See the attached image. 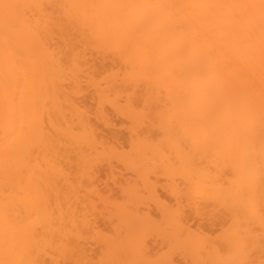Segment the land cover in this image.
Instances as JSON below:
<instances>
[{
  "label": "bare ground",
  "instance_id": "6f19581e",
  "mask_svg": "<svg viewBox=\"0 0 264 264\" xmlns=\"http://www.w3.org/2000/svg\"><path fill=\"white\" fill-rule=\"evenodd\" d=\"M86 48L93 50H88L92 57L97 52L98 58L107 55L113 61L97 62L96 76L86 75L101 105L96 103L100 106L99 110L96 105V115L107 127L112 121L104 110L110 104L117 116L121 113L136 124L132 128L143 124L145 111L138 114L139 108L134 109L130 90L134 94L140 87L157 92L163 88L164 95L171 96L172 109L166 96L168 105L163 103L155 120L159 118L161 133L169 126L168 139L177 135L174 125L181 126V140L177 136L168 140L163 133L169 147L176 148L175 163L183 164L179 166L185 171L199 159L211 167L205 169L201 162L198 168L197 161L198 170L193 166L192 174L184 177L188 188L174 186L170 192L178 199L191 197L193 208L204 215L206 211L200 210H210L213 220L218 219L217 212L223 213L220 208L227 209L222 220L232 215L234 224L230 220L231 228L224 227L222 237L214 241L195 233L180 210L164 206L156 187L146 185L145 166L141 169L145 177L138 174L142 181L121 182L117 191L108 189L107 196L97 189L80 194V188L95 183V173L75 180L63 172L59 161L64 163L62 154L71 152L69 146L86 165L106 161L112 169V159L128 161L126 153L100 140L91 114L75 99L83 92L82 74L91 69L84 72ZM97 76L104 86L96 82ZM126 91L129 100L124 104L131 102L124 107L119 97ZM109 92L115 95L111 99ZM176 99L180 100L175 103ZM106 101L110 104L103 108ZM146 127L144 133L152 128ZM144 135L145 141L131 139L137 141H132V153L140 157L134 159L142 158L140 164L158 158L166 143L163 140L161 147ZM176 140L189 149L173 146ZM226 171L232 173L230 179ZM137 180L151 190L160 219L151 209L140 210L147 202L145 187ZM120 194L128 197L123 203L115 201ZM62 201L71 214L60 210ZM263 201L264 0H0V264H61L64 255L76 260L78 254L88 253L85 235L98 243L104 264H154L151 253L156 245L145 241L152 233L188 251L195 264H254L250 255L259 244L255 240L264 234L258 224H262L258 205L263 209ZM98 208L104 213L96 212ZM112 208L122 224L116 225L113 236L104 234L95 220L98 214L110 219ZM253 221L258 231L248 227ZM214 222L211 225H218ZM165 263L175 264L166 257L156 264Z\"/></svg>",
  "mask_w": 264,
  "mask_h": 264
},
{
  "label": "rangeland",
  "instance_id": "374dc122",
  "mask_svg": "<svg viewBox=\"0 0 264 264\" xmlns=\"http://www.w3.org/2000/svg\"><path fill=\"white\" fill-rule=\"evenodd\" d=\"M83 48H80V50H82ZM88 50H91V49H89V48H86L84 51L86 52V63H85V65H84V72L86 73L87 72V68L88 67H90L91 69H88V71H89V73L87 72V74H82V76L84 77H82L81 76V89L83 88V92L81 91V93L78 95L79 97H75V99H77V101L79 102L78 104H79V106H82L83 108H85V110L87 109L88 111H89V115L91 114V123H93L94 125H95V128L96 129H98L96 132L98 133V134H100V138L102 137V139H100V140H103L105 143H106V145L108 146H115V147H117V149L120 151V152H124V153H126V155L128 156V159H127V156H125L124 155V160H128V161H124V162H122L123 160H118L117 158L116 159H112V169H110L106 164H108L106 161H103V162H95V163H93L92 164V162H91V164L90 163H88V165H86V162L84 161V160H82L81 161V156H79V154L77 155V153H76V155L74 154L75 152H77V150H75L74 148H72L73 146H69V148H70V151L72 152L73 151V149H74V153H72L71 154V152H69L68 151V149L66 150V151H68V154L70 153V155H68V154H66V156L64 155V152H63V150L65 149H63L62 150V152H63V156H62V158H60V159H62L61 161H63L64 160V163L63 162H61L60 163V159L58 160L59 161V164H60V167L62 168V170H63V172L64 173H66V175L68 176V178H70V177H72V178H74L75 180H78V179H82V178H84V180L85 179H88V176L87 175H89V174H92V173H95V176H96V181H95V183L94 184H88L86 187H84V189L83 188H80L81 190H80V194H84L85 192H91V191H93V190H95V189H97L98 191H99V193L101 194V195H108L109 193H108V189H111L112 191H117L118 190V186L120 185V183L121 182H128V181H130V182H134L136 179H140V177H138V174L140 175L141 173L140 172H142V174L143 173H145L147 170V173H145V174H147V175H145V174H143V176L145 175L147 178H146V185L147 184H152V185H154L155 187H156V191H157V195H158V200H160V202H162L163 204H164V206H169V207H172V210L173 211H175V210H177V211H181L182 212V217L187 221V223H188V225L190 226V228L195 232V233H198V234H201V235H204L205 237H208V238H211V239H214V241L215 240H217V239H215V238H217L218 237V235L219 234H221V233H223V232H226V231H224L223 230V228L225 227V229L226 230H228V229H230L231 227H229L228 225L230 224V220H232V215H230V217H231V219H229V218H226L225 216H224V218H225V221L224 220H222V215L223 214H226V213H229L228 211H227V209H225V208H220V212L221 211H223V213H219V212H217L216 214L217 215H219V217H218V219H216V220H213L212 218H213V216H214V213L211 215V213H210V210H207V209H205V208H203L202 210H200V212L202 211L203 212V210H205L206 211V215H204L203 213H199V211H196L195 210V208H193V206H194V204H192L193 203V200H191L192 198L190 197V198H187V196H182L180 199H178L177 197L175 198V196H173L172 195V193L170 192V190H171V188L173 187L174 188V186L175 187H180L181 189H186V188H188V179H187V181H186V183L187 184H185V178H186V176H187V174L189 173V172H191L190 174H192V170L194 169V167H195V169L194 170H198V168H202V165L203 166H205V167H203V168H205V169H207L208 167H211V166H208V165H211V163L210 164H208V162L205 160V163L207 162V165L204 163V160H201L200 161V159H199V156L200 155H194V156H196L195 157V159H199V160H196V162L198 161V162H200L199 164L201 165V162H202V165L200 166V167H198L199 166V164L197 165L196 164V162H195V160L193 161V162H195V163H192V164H194V165H192L190 168H191V171L187 168V170H189V171H185V170H183L182 169V167L183 166H181V168H180V166L179 165H183V164H181L180 162H177L176 161V163H175V160H176V156L177 155H175L176 154V148H175V146L174 145H178V144H180L181 145V137H180V135L182 136V138H183V134H180L181 133V126L179 125V123H177V125L178 126H180V129L178 128V127H175L176 125H174V127H173V129H177L176 130V134H175V132H174V135H176L177 136V138L179 137L180 138V140H176V141H179V142H177V144H172L173 146H174V148L172 149L171 148V146L169 147V145H170V143L169 144H167V142H169V141H166V138L168 139V137H167V131H168V127L165 129L166 130V132L164 133L165 135H166V138H164L163 136H165V135H163V133H161L164 129H161V124L159 123V118H157L156 120H155V118L156 117H158V115H157V113L159 114L160 112H161V106L163 105V103H164V105H165V103L167 102V101H169L168 103L171 105L172 103H170L171 102V100H170V97L171 96H169L168 97V94L167 95H164L165 94V92H164V90H163V88L161 89H159L158 90V92L157 91H155V89L156 88H153V87H150V88H152L151 89V91L154 89V91H152V93H151V91H150V89L148 88H145V87H143V89L140 87V93H138L139 91V88L134 92V94H133V92H132V90H130L129 91V93H131L132 95H130L129 96V94L127 93L128 91H126L124 94L122 93L121 95H120V97H119V104H122V106H128V104H129V102H131V100L133 101L132 103H133V105L132 106H134V109H135V107L137 106V108L136 109H138L139 108V110H136L137 111V113L139 114V112L141 113V112H144L143 113V120H144V118H145V120L143 121V124H141L142 123V121H141V123H140V125L137 127H133L132 128V126H134V125H136L135 123H133V121L132 120H130V118H128L127 116L124 118V115H122L121 113H118V116H117V111H116V109L110 104V102H108V101H106V103L105 104H103V108H106V106L108 105V104H110L111 105V107H112V109L111 108H109L110 107V105H108L107 106V108H106V110H104L105 112H106V115H108L107 114V112L109 113V117L111 118V121L112 122H109V123H112V126L110 127H107L108 125L106 124L105 125V123H103L102 122V120L100 121V119L97 117V115H96V112L97 111H99L100 110V102H99V100H98V96H97V94H95L96 92L94 91L95 89L93 88L94 86H92L93 84L91 83L92 82V80H91V78H94V77H91V76H96V69H98V67L97 66H99V64L101 63H106V64H110L109 62L111 61V63L113 62L112 61V59L110 60V61H108L109 59H108V56L107 55H104V56H106V58L104 57V59L105 60H107L106 62H103V61H105L104 59H103V55H100V57H102V58H98V53L97 52H92V53H94L95 54V57H92V55H91V53H90V51H88ZM91 51H93V50H91ZM89 54V55H88ZM94 56V55H93ZM89 58V59H88ZM102 59V60H101ZM100 60H101V62H100ZM99 64H98V63ZM90 63V64H89ZM94 63V64H93ZM113 64V63H112ZM97 65V66H96ZM87 67V68H86ZM97 67V68H96ZM96 70L95 72H94V70ZM86 70V71H85ZM92 72H91V71ZM89 74H91L90 75V77H89V79H87L86 78V75H88L89 76ZM95 79L97 80L96 82L97 83H101V85L102 86H104L105 84H104V82H103V80L99 77L98 78V76L97 77H95ZM100 80H102V81H100ZM91 81V82H90ZM100 81V82H99ZM103 82V83H102ZM92 84V85H91ZM66 86H68V84L66 85ZM70 86H68V88H69ZM155 87V86H154ZM143 91H142V90ZM148 90V91H146L145 92V90ZM157 90V89H156ZM160 91H162V92H160ZM166 91V90H165ZM141 92H144V93H141ZM154 92H157V94H155ZM168 92V91H167ZM166 92V93H167ZM83 93V94H82ZM110 93V92H109ZM108 93V94H109ZM150 94V95H148V94ZM161 93V94H160ZM169 93V92H168ZM82 94V95H81ZM143 97V99L141 98V96ZM145 94V95H144ZM154 94H155V98H151V96L152 97H154ZM114 94H112V96H111V93L109 94V96H108V98L109 99H111L112 97H114L113 96ZM122 95H124L123 96V99H122ZM146 95L149 97V99L146 97ZM157 95V96H156ZM170 95V94H169ZM128 96H129V98L131 99L129 102H128V104L126 105V104H124L125 102L124 101H128L129 99H128ZM131 96H133L132 98H131ZM134 96H135V99L136 98H139V99H134ZM136 96H138V97H136ZM159 96V97H158ZM166 96L168 97L167 99H166ZM127 97V98H126ZM156 97H157V99H156ZM163 97V98H162ZM140 98H141V100H140ZM151 98V99H150ZM126 99H128V100H126ZM134 99V100H133ZM145 99H147V100H149V101H145ZM152 99L154 100V101H152ZM164 99H166V102L164 101ZM138 100H140V103L141 104H139V105H137L139 102H138ZM180 99H176L175 101V103H177V101H179ZM76 101V102H77ZM152 101V102H151ZM158 101H161V104H160V102H158ZM98 102V104L100 105H98V104H96ZM135 102H137V104L135 103ZM145 104H144V103ZM149 102H150V104H149ZM153 102H156L155 103V105H154V103ZM158 102V103H157ZM168 103H166L167 105H168ZM107 104V105H106ZM124 104V105H123ZM99 107V110L97 109L98 107ZM131 105V104H130ZM141 105V106H140ZM152 105H154L153 107H151ZM170 105L168 106V108H170ZM142 106H144V107H142ZM148 108H147V107ZM159 106V107H158ZM81 107V108H82ZM145 107L147 108L146 110H144L145 109ZM156 107H158L157 109H156ZM162 107H164V106H162ZM165 108V107H164ZM162 109V110H166V109ZM143 109V110H142ZM152 109H153V111H154V113H152L153 111H152ZM171 109H172V105H171ZM152 111V112H151ZM115 112H116V114H115ZM151 114V116H153V114H154V116L152 117V118H150L151 116H150V114ZM146 113V115L147 116H150V117H148L147 119H148V121H147V119H146V115L144 116V114ZM98 114V113H97ZM120 115V116H119ZM122 115V116H121ZM156 115V116H155ZM109 119V118H108ZM150 120V121H149ZM158 120V121H157ZM149 122V123H147V122ZM152 124L153 123V125L152 126H150L149 124ZM159 123V124H158ZM92 124V125H93ZM104 124V125H103ZM144 124H145V127L148 125V128H150V127H152L151 128V130H149V129H147V130H149L148 132H146V133H144V131H145V129H144ZM93 125V126H94ZM143 125V126H142ZM165 125V124H164ZM140 126H141V128H140ZM158 126L160 127V129H161V131L159 130V128H158ZM157 127V129H155ZM139 128H140V130H139ZM147 128V127H146ZM154 128V129H153ZM162 128H163V124H162ZM132 129H134L133 131V133H132ZM155 130V131H153V130ZM179 129V130H178ZM76 130H79V129H76ZM184 130V129H183ZM160 131V132H159ZM179 131V132H178ZM80 132V131H79ZM137 132V133H136ZM140 132H143V134H145L144 136H147V140L148 141H151L152 143L154 142V144L156 143V145H160L161 147H162V145L164 144V141L163 140H165L166 141V143L165 144H167V145H163V147L160 149L161 151H160V153H161V155L160 154H158V155H160V156H157L158 158H156V157H154V160L153 159H151L148 163L147 162H145V160H143V164H140V163H142L141 161H142V158H141V160H136L137 159V157L140 159V157L139 156H137V155H135V149H134V145H131L132 144V141L133 140H131V139H136L137 140V137H140V138H138V139H140V142L141 141H145V140H143V139H145L144 137H143V134L141 135V136H139L140 135ZM173 132V131H172ZM178 132V133H177ZM136 133V134H135ZM183 133V132H182ZM133 134H134V137L132 138V136H133ZM137 134H139V135H137ZM173 134V133H172ZM99 136V135H98ZM135 136H137V137H135ZM175 136V137H176ZM142 137H143V139H142ZM172 137V139L173 138H175V137H173V135L171 136ZM178 138V139H179ZM169 139H171V138H169ZM168 139V140H169ZM171 139V140H172ZM176 139V138H175ZM174 139V140H175ZM129 140H131V141H129ZM136 140H134V141H136ZM170 140V141H171ZM133 141V142H134ZM173 141V140H172ZM172 141H171V143H172ZM175 141V142H176ZM184 143H186L185 141H184V139L182 140ZM137 142V141H136ZM135 142V143H136ZM174 142V143H175ZM182 142V143H183ZM106 145H104L105 147H107ZM172 146V147H173ZM183 148L184 147H186V145L185 144H183V145H181ZM177 148H179L178 146H176ZM180 148V150H181V152H184L183 151V148ZM187 149H189L188 147H186ZM101 149V148H100ZM185 150V149H184ZM65 151V150H64ZM65 151V153H67ZM132 151H134L133 153H132ZM187 152H188V150H186ZM184 152L183 154H186L187 155V152ZM61 152V153H62ZM132 153V154H131ZM51 154V156L49 155L48 156V158L50 157V159H51V157H52V154H54V153H50ZM106 154H108V153H104V156H106ZM132 156V155H134V156H132V160H131V158H130V155ZM189 154V153H188ZM192 154H194V152H190V155H192ZM103 155V154H102ZM68 156V157H67ZM79 156V157H78ZM135 156H137L136 157V159H134L135 158ZM162 156V157H161ZM67 159H66V158ZM134 157V158H133ZM192 157V156H191ZM66 160H65V159ZM126 158V159H125ZM156 158V159H155ZM161 160H160V159ZM168 159H172V161H173V159H174V167H172L171 166V163H173L172 161H169ZM177 159H179V158H177ZM134 160V161H133ZM180 160V159H179ZM209 160V159H208ZM85 163H84V162ZM137 161V162H136ZM139 161H140V163H139ZM152 161V162H151ZM169 161V165L167 164V162ZM145 162V163H144ZM184 161H182V163H183ZM83 163V164H82ZM135 163V164H134ZM165 163H166V165H165ZM205 164V165H204ZM93 165V166H92ZM141 165H143V167H140ZM165 165V166H164ZM213 165V164H212ZM146 168H145V167ZM166 166H168V167H166ZM194 166V167H193ZM198 168H197V167ZM136 167H138V169L136 168ZM184 167H186L185 165H184ZM189 167V166H188ZM214 167V166H213ZM145 168L146 170H145V172H143L144 170L143 169ZM148 168V169H147ZM170 169V170H167V169ZM193 168V169H192ZM143 171H142V170ZM166 169V170H165ZM178 170L177 171V174H176V171L175 170ZM209 169H211V168H209ZM139 171V173H138V171ZM137 171V172H136ZM212 171H214V170H212ZM183 172H186L185 174L183 173ZM215 172V171H214ZM225 173V175H226V178H228V179H230L231 178V176H232V173L231 172H229V171H226V172H224ZM230 173H231V175H230ZM112 174H113V176H112ZM182 175H183V177H182ZM186 175V176H185ZM141 177H142V175H140ZM144 176V177H145ZM143 177V178H144ZM185 177V178H184ZM71 178V180H73ZM143 178H141V179H143ZM225 178V179H226ZM140 179V180H141ZM185 179V180H184ZM142 181V180H141ZM141 181H136L137 183L139 182V184H141L142 182ZM145 181H143V182H145ZM124 183V184H125ZM122 184V183H121ZM144 184H141V185H139L141 188H143V187H145V186H143ZM146 188V187H145ZM145 188H143L144 190H142V193H144V197H145V203L147 202V205L145 204V205H140V210L142 211V212H145L146 210L148 211V209H151V211H152V213H153V215L156 217V220H158V219H160V214H159V210L157 209V207H156V203H155V198L152 196V195H150V194H152L151 193V190L150 189H145ZM179 188V189H180ZM83 189V190H82ZM82 191V192H81ZM147 193H146V192ZM172 191V190H171ZM150 194H149V193ZM193 192H194V190H193ZM193 194V193H192ZM260 195H263V194H260ZM149 197H151V198H149ZM193 197V196H192ZM128 199V197L127 196H122V194H120L118 197H117V199L115 200V201H117V202H120V203H123V202H125L126 200ZM146 199H147V201H146ZM258 199H259V197H258ZM261 199H262V197H261ZM189 200L191 201L190 203H189ZM188 201V202H187ZM256 201H257V199H256ZM262 201V200H261ZM199 202H202L201 200L199 201ZM198 201H197V205L200 207V205L202 206V204L201 203H199ZM62 208L60 209L61 211H63L64 212V214L65 213H67L68 212V214L67 215H69V214H71V212H69L70 210H69V206H68V204H66V203H64L63 201H62ZM258 203H259V200H258ZM263 203V205H264V201L262 202ZM206 204V202H203V205H205ZM262 205V204H261ZM261 205L259 204L258 206H260V207H258V215H260V216H258L259 217V219H258V221L261 219V222H262V224H264V219L262 220V218L264 217H262L261 218V215L263 214L264 215V208L263 209H261L262 207H261ZM142 206V207H141ZM211 205H209V207H210ZM214 205L212 204V208H214L213 207ZM210 207V208H211ZM206 208H208V206L206 207ZM209 208V209H210ZM113 210H111V218L110 219H108V218H106V219H104V218H102V217H104V216H102V215H97V217H96V219L95 220H97V222L99 223V227H100V229L102 230V232L104 233V234H109V235H112L113 236V234L115 233V228H116V225H118L119 223H118V220H119V217L117 218V214H116V212H115V209L114 208H112ZM214 209H216L217 210V208L215 207ZM214 209H212V210H214ZM99 211H102L103 213H104V210H102L101 208H98L97 209V211L96 212H99ZM84 212H86V210H84ZM212 212V211H211ZM213 212H215V211H213ZM91 214V213H90ZM216 214H215V218H216ZM66 215V214H65ZM221 215V216H220ZM229 215L227 214V216L229 217ZM94 216H92V218H93ZM254 218H256V217H254ZM121 219V218H120ZM256 219V220H257ZM123 220V219H122ZM220 220V221H219ZM256 220H254V221H256ZM124 221V220H123ZM211 221H212V223L214 222V221H217V222H214L215 224L217 223L218 225H211L212 223H211ZM252 222V219H249V222ZM253 221V223H254V225H251V223H247V225H249L248 227L249 228H253L252 230L254 231V229L256 230V231H258V227L260 226V227H262L261 229H259V231H261L262 229H264V227L262 226V224H260V222L258 223L259 224V226L258 225H255V224H257V222L255 223ZM120 222V221H119ZM120 223H123L122 221L120 222ZM234 223H233V220H232V225H233ZM120 225H122V224H119L118 226H120ZM250 225H251V227H250ZM231 226V225H230ZM227 227H229V228H227ZM259 227V228H260ZM255 231V232H256ZM261 232H263V230L261 231ZM258 234H259V232H257ZM264 233V232H263ZM89 234V233H88ZM261 234V238L263 239V235L264 234H262V233H260ZM86 237H84V241H86L87 243V245L85 246V248H87L88 249V253H87V255H83V254H81V256H80V254H78V253H76V254H78L79 255V257H76V260H74L75 259V257H74V259H73V256L71 257V258H68L67 257V255L65 256L64 255V257L62 258V263L63 264H104L103 263V259H104V256L101 254V251L99 250V247H98V243L96 244V242H95V240L93 239V238H91V239H93V240H91L89 237H88V235H85ZM219 236H223V235H219ZM89 239H88V238ZM90 237H93V236H90ZM157 236L155 235V233H152L150 236L149 235H147L146 236V239H145V241L149 244V245H153V244H155L156 246L152 249V261H156L154 264H156L159 260H161L162 258H164V257H166V259H170V260H172L173 261V263H175V264H195L194 262H193V259H192V257L190 256V253H188V251H184V249L182 248V249H177V248H175V246H174V244H170L169 243V241L167 240V239H161V238H156ZM215 237V238H214ZM259 237V236H258ZM87 238V239H86ZM260 238V237H259ZM257 239V240H259L260 242H258L257 240H255L257 243L256 244H258L259 246H263V244H264V241L262 240V239ZM262 240V241H261ZM83 241V242H84ZM255 241H254V243H255ZM263 243V244H262ZM255 244V245H256ZM254 245V244H253ZM255 245H254V247H255ZM256 246L255 248H257V249H259V251L260 252H257L258 250L257 249H255L256 250V252H254L255 250H254V248H253V246H252V250H250V252H254V254L252 253V255H250V258H252V261L254 260V264H264V248L263 247H259V246ZM261 248L263 249V251L261 250ZM187 252V253H186ZM260 255H259V254ZM69 256V255H68ZM251 256H253V257H251ZM60 258H61V256L59 257V260H60ZM251 260V259H250ZM61 261V260H60ZM50 263H51V261H49ZM54 263V262H53ZM61 263V264H62ZM54 264H56V263H54ZM60 264V263H59ZM166 264V263H165ZM250 264H251V262H250ZM253 264V263H252Z\"/></svg>",
  "mask_w": 264,
  "mask_h": 264
}]
</instances>
